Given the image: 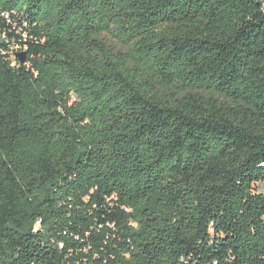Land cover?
<instances>
[{
  "label": "trees",
  "instance_id": "1",
  "mask_svg": "<svg viewBox=\"0 0 264 264\" xmlns=\"http://www.w3.org/2000/svg\"><path fill=\"white\" fill-rule=\"evenodd\" d=\"M258 182L261 0H0V264H264Z\"/></svg>",
  "mask_w": 264,
  "mask_h": 264
},
{
  "label": "rangeland",
  "instance_id": "2",
  "mask_svg": "<svg viewBox=\"0 0 264 264\" xmlns=\"http://www.w3.org/2000/svg\"><path fill=\"white\" fill-rule=\"evenodd\" d=\"M109 41H111V39H107ZM11 53H12V58L15 59V60H18V57H17V53H19L20 51V47L19 45H14V46H11ZM24 51V49H23ZM255 187V190L256 191H264V182H258L254 185Z\"/></svg>",
  "mask_w": 264,
  "mask_h": 264
},
{
  "label": "water",
  "instance_id": "3",
  "mask_svg": "<svg viewBox=\"0 0 264 264\" xmlns=\"http://www.w3.org/2000/svg\"><path fill=\"white\" fill-rule=\"evenodd\" d=\"M25 56H26V52L25 51H21V52L17 53V57H18V60L20 62H24L25 61Z\"/></svg>",
  "mask_w": 264,
  "mask_h": 264
},
{
  "label": "built area",
  "instance_id": "4",
  "mask_svg": "<svg viewBox=\"0 0 264 264\" xmlns=\"http://www.w3.org/2000/svg\"><path fill=\"white\" fill-rule=\"evenodd\" d=\"M262 1V3H263V6H264V0H261Z\"/></svg>",
  "mask_w": 264,
  "mask_h": 264
}]
</instances>
